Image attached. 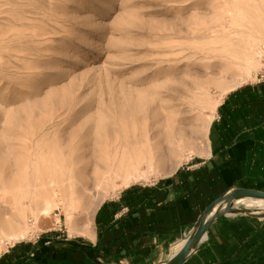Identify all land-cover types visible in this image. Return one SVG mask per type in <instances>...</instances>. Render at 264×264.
I'll return each instance as SVG.
<instances>
[{"label": "rangeland", "instance_id": "374dc122", "mask_svg": "<svg viewBox=\"0 0 264 264\" xmlns=\"http://www.w3.org/2000/svg\"><path fill=\"white\" fill-rule=\"evenodd\" d=\"M262 76L264 0H0V222L9 234L28 231L0 237V261L18 245L90 236L124 189L206 155L222 98ZM146 132L159 166L95 188L94 166L115 152L109 143L128 158ZM60 171L64 196L44 214L40 178ZM84 173L90 234L70 226L86 221Z\"/></svg>", "mask_w": 264, "mask_h": 264}, {"label": "crops", "instance_id": "0c3cea01", "mask_svg": "<svg viewBox=\"0 0 264 264\" xmlns=\"http://www.w3.org/2000/svg\"><path fill=\"white\" fill-rule=\"evenodd\" d=\"M232 187L264 190V76L222 98L206 155L155 183L124 189L101 209L90 236L18 245L0 264H160ZM184 264H264V218H217Z\"/></svg>", "mask_w": 264, "mask_h": 264}, {"label": "bare ground", "instance_id": "6f19581e", "mask_svg": "<svg viewBox=\"0 0 264 264\" xmlns=\"http://www.w3.org/2000/svg\"><path fill=\"white\" fill-rule=\"evenodd\" d=\"M145 142H146L145 143L146 145L144 144V146L141 145L140 147H133L131 150L132 153L129 155L128 158H126L124 156L115 157L116 154L119 153L118 152L119 146L115 143V141H111L109 144H112V145L115 144L114 145L115 152L111 154L110 151H111L112 147L109 146L110 148H109L108 153H110L111 156L108 159V161H106L105 164H103V166L98 164V165H95L93 168L94 169L93 172L95 173V178L93 177L95 180V183H94L95 188H99L102 185L105 186V184H107L109 181H115L117 178H122L123 182L128 184V183H130L131 180L137 179L141 176L140 174L142 173V170L145 167V165H147V169L158 167L162 157L160 159H158L155 156V152H157V150H154L155 145L152 143L151 139L148 137V132H146ZM136 145H137V143H136ZM112 157H114V158L112 159ZM49 171H47V172H49ZM53 171H55V170H53ZM60 174H61L60 178H57L55 176H54L55 178L53 176L52 177L49 176L50 178L48 181H44V180L42 181L41 180L42 178H40L38 186H40L41 188L39 189L38 192L41 193V195H42V197L39 199V201H41L42 204L46 205L45 208H43L44 214H49L51 212V208H52L51 204H50L51 198H55L58 195H59V197L61 196L62 198L64 196L63 195L64 194L63 184L65 183L64 182L65 178L63 175L65 173H64V171H62V172L60 171ZM52 175H54V174L52 173ZM88 176L86 173L82 174V176H81L82 185L80 187L81 191H80V194L77 195L79 199L83 200L81 207L83 208L84 211L85 210L87 211L86 221L83 223L84 226H82V228H81V227H79L80 225L77 224V222H74L72 218L70 219V224H71L70 226H74V228H76V229L78 228V230H82V232L84 234H90L91 233V228L89 226L90 225V218H89L88 211H89L91 206L94 207L93 204L95 203L94 196H93L94 194H92V192H89L92 190V188L89 185ZM49 190L55 191V193L52 194L49 192ZM75 193H76V191L72 192V194H75ZM239 203L243 204L244 207H247V208H249L253 211H256V212H263L264 211V200L263 199L244 198V199L240 200ZM73 204L74 203L71 202L69 205H67V211L69 214H72L74 211H77V208L74 207ZM41 211H42V209H41ZM20 212H21V210H20ZM23 212H24V210H23ZM69 217L67 216V218H69ZM6 222L7 221H5V223ZM16 229H18V227H16ZM27 233H28V231L20 230L18 232L9 234L5 230V224L3 222H0V237L3 235L4 237H7L6 239H9V240L14 239V241H15V240H20V239L25 238ZM185 241H186V239L182 240L179 244L176 245L175 253L177 251H179V249L183 246Z\"/></svg>", "mask_w": 264, "mask_h": 264}, {"label": "water", "instance_id": "95a60500", "mask_svg": "<svg viewBox=\"0 0 264 264\" xmlns=\"http://www.w3.org/2000/svg\"><path fill=\"white\" fill-rule=\"evenodd\" d=\"M244 198L264 200V190L232 187L217 197L198 218L194 228L179 251L160 264H184L207 236L209 227L212 223L225 214H247L258 218H264V211L256 212L247 207H242L239 201Z\"/></svg>", "mask_w": 264, "mask_h": 264}]
</instances>
